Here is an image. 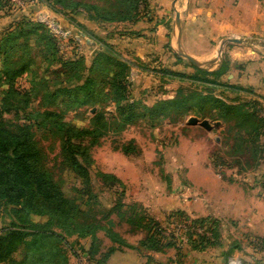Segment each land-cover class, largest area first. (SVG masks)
<instances>
[{"label":"rangeland","instance_id":"rangeland-1","mask_svg":"<svg viewBox=\"0 0 264 264\" xmlns=\"http://www.w3.org/2000/svg\"><path fill=\"white\" fill-rule=\"evenodd\" d=\"M73 1L97 6L104 13L114 14L120 9V0ZM148 1L138 0V22L160 19ZM178 1L173 2L174 12ZM250 2L264 3V0ZM28 22L41 23L45 27L53 38L56 58L51 62L44 61L40 55L45 54V50L36 43L37 37L32 35L29 38L32 55L40 64L38 77L33 83V71L27 72L15 82V88L21 92L32 90L27 111H64L65 106L46 103L44 86L48 85L49 90L57 84L81 88L86 78L95 77L88 69L99 52L113 53L124 65L121 85L125 99L119 103L120 109L110 98L102 97L96 102L97 98L92 103L72 106L62 116V120L73 128L93 132L84 140L75 141L87 150L85 157H77L87 169L86 182L61 165L60 135L33 128L44 166L76 206L77 222L80 225L99 224L106 230L96 232L100 243L97 256L113 246L136 256L147 254L144 255L147 261L162 264H264V204L257 201L264 200V187H261L264 174L253 173L264 159V136L258 137L255 143L238 147L240 128L242 125L249 128L247 124L253 123L243 119L241 110H231L225 119L218 117L217 108L206 103L204 110L211 107L212 113L203 117L193 99H187L195 94L212 96L228 106H242L252 113L253 110L245 104L252 102L248 100L246 90L232 85L230 79L224 78L225 75L219 79L209 75L196 76L193 65L177 54L175 45L176 53L173 55L167 56V47L162 46L161 50L152 51L143 59L136 56L137 49L148 51L140 36L144 29L135 31L129 27L135 23H98L88 19V12L82 8L63 10L54 1L0 0V39ZM183 43L186 49L197 48L193 42ZM232 46L235 44H227V47ZM217 49L208 60H199L203 63L200 69L210 72L227 60L223 51L218 57ZM59 61H79L85 67L77 73L80 79L75 80L74 75L58 78L54 71L61 65ZM118 69L113 70L118 72ZM41 76H44V81ZM110 78L112 74L106 80ZM103 92H109L107 86ZM181 97L189 103L187 110L163 104ZM79 99L83 102L82 95ZM260 106L258 103V118L262 117ZM121 111L131 113L128 122L123 119ZM99 115L105 122V128L101 130L94 122L95 116ZM24 116L20 111L7 113L4 118L20 124L26 121ZM190 117L206 119L212 128L207 131L198 125L188 126ZM215 122H220V125L215 127ZM241 135L244 138L245 132L242 131ZM256 148L258 156L254 152ZM253 178L263 184L255 187ZM249 181L253 184L248 185ZM200 219L215 223L219 244L209 243L213 241V234L208 224H194ZM8 222V218L0 214V228ZM148 230L156 233L154 238L159 241L158 245L165 247L162 252L150 251L142 245ZM108 231L124 243L113 241L106 234ZM91 240L67 236V245L63 249L66 253L70 248L88 249ZM203 240L204 249L192 248L194 243L199 244ZM69 253L70 264L72 257Z\"/></svg>","mask_w":264,"mask_h":264},{"label":"trees","instance_id":"trees-1","mask_svg":"<svg viewBox=\"0 0 264 264\" xmlns=\"http://www.w3.org/2000/svg\"><path fill=\"white\" fill-rule=\"evenodd\" d=\"M54 1L59 8L72 9L76 11L78 7L88 12V19L98 23L105 22H123L134 24L140 19L137 10L138 0H120L118 2L120 9L114 14L100 10L97 6L75 2L73 0H47ZM89 12L93 13L90 14ZM36 36V43L42 45L45 54L41 58L44 61L51 62L56 57L55 44L53 38L47 34L45 27L41 23L28 22L25 26H17L10 32L6 33L0 39V214H4L9 222L0 228V264H69V254L75 255V249L65 248L66 237H77L80 239L91 238L90 248H81L89 254L95 264H105L112 253L117 248L111 246L107 252L99 253L100 243L96 238L98 230L106 231L99 224L80 225L77 222V209L73 201L65 196L61 187L54 181L50 173L44 166L43 156L38 149L34 140L33 128H41L49 133L60 135L61 147L60 157L63 168L74 173L75 177L80 178L84 182L88 179L87 169L79 162L78 156L85 157L87 150L76 143L78 139L84 140L93 132L86 129H76L62 120L64 112L74 106H80L82 103H92L98 101L99 98H110L118 105L125 98L124 88L121 85V79L124 78V65L117 61L113 53L102 51L93 58L88 72L95 77H88L84 81V85L75 88H66L60 84L54 86L53 90H49V86L45 85L43 93L46 96V103L56 106H65L64 111H27L31 105L32 90L19 91L15 88L16 79L27 72L33 71L34 80L38 77V60L32 55L33 48L28 44L29 38ZM48 56V57H47ZM59 68L54 71L65 78L74 75V79H80L77 73L85 69L79 61H59ZM195 75L212 76L219 79L226 75L229 63L222 61L219 67L213 71H207L192 66ZM119 68L118 72L113 69ZM72 73V74H71ZM112 74L110 80L106 77ZM41 75H45L42 73ZM195 76V77H196ZM44 81V76H41ZM211 82V81H210ZM209 83V82H208ZM218 85L217 82H211ZM104 86H107L109 92H103ZM83 96V102H80V96ZM174 101L166 102L167 106L172 108L188 109L189 103L181 97ZM188 100L193 99L197 111L203 112V117L210 116L211 107L218 109V117L227 118L231 110H241V116L246 122H253L245 128L242 125L237 133L242 144H252L257 142L264 130V119L258 118V103L256 101L245 103L247 107L253 110L248 113L244 107L228 106L217 98L212 96H200L198 94L190 95ZM192 103V102H191ZM209 103L211 107L204 110V104ZM163 108L160 111L166 109ZM162 108V107H160ZM155 112L158 113V109ZM22 111L25 114V122L16 123L9 122L4 115L10 112L14 114ZM63 112V113H62ZM161 113V112H160ZM127 122L131 117V113H120ZM217 119V118H216ZM248 120V121H247ZM95 125L98 129L105 128L104 117L102 115L95 116ZM245 132L243 138L241 132ZM254 150L251 149V152ZM258 156L257 148L254 151ZM255 156V155H254ZM254 156L252 159H254ZM246 157V155H244ZM261 159V157H260ZM183 215V213H180ZM32 217L43 218V222L32 221ZM194 224H208L213 234V241L209 243L219 244V235L215 229V223L211 224L208 219L195 220ZM113 241L124 243L116 234L106 233ZM156 234V233H155ZM153 232L148 230L147 239L142 242L145 249L156 253L162 252L165 248L158 245V240L154 238ZM147 243V244H146ZM193 243V242H192ZM205 240L199 244H193V249H204ZM126 245V244H124Z\"/></svg>","mask_w":264,"mask_h":264},{"label":"crops","instance_id":"crops-1","mask_svg":"<svg viewBox=\"0 0 264 264\" xmlns=\"http://www.w3.org/2000/svg\"><path fill=\"white\" fill-rule=\"evenodd\" d=\"M174 0H150L148 5L153 13L158 14V21L149 19L148 23L137 22L129 25L132 30H141V40L147 45L145 49H137L136 56L142 59L148 53H154L166 46L167 56L175 54L178 31L174 23ZM180 15L179 43L181 49L198 60H208L213 56L222 39L256 38L264 40V3L250 0H179L175 5ZM155 11V12H154ZM157 20V19H156ZM193 42L195 50L186 49L183 42ZM189 46L188 44H185ZM160 53V52H159ZM158 53V54H159ZM164 55L165 52H162ZM227 56L229 68L224 76L232 85L240 87L248 95V100L256 101L264 107V48L235 45L223 48ZM162 55V54H161ZM264 130L262 131V133ZM264 136L261 134V137ZM254 175L264 174V159L260 161ZM256 186L263 184L255 180ZM248 185L253 182H247ZM261 187H264L262 185ZM259 189V188H258ZM262 190V188H260ZM256 200V199H255ZM259 204L264 200L257 199ZM32 221L43 222L40 217H32ZM147 254L137 256L127 250H116L105 264H162L147 261ZM149 255V254H148Z\"/></svg>","mask_w":264,"mask_h":264},{"label":"water","instance_id":"water-1","mask_svg":"<svg viewBox=\"0 0 264 264\" xmlns=\"http://www.w3.org/2000/svg\"><path fill=\"white\" fill-rule=\"evenodd\" d=\"M174 23L176 25L177 31H178V37H177V54L179 56H181L182 58H184L185 60H187L190 64H192L194 67L196 68H202L203 63L200 62L199 60H197L196 58L190 56L189 54H187L186 52H184L181 47H180V43H179V35H180V15L177 11H175V18H174ZM227 44H235V45H243L246 47H256V48H264V40L261 39H256V38H224L221 40V42L218 45V49H217V55L220 58L223 48L227 45ZM218 58V59H219ZM187 125L188 126H195L198 125L201 128H203L204 130L210 131V129L212 128V125L210 124V122L206 119L204 120H199L196 117H190L187 120ZM215 127L220 125V122H215L213 124Z\"/></svg>","mask_w":264,"mask_h":264},{"label":"built area","instance_id":"built-area-1","mask_svg":"<svg viewBox=\"0 0 264 264\" xmlns=\"http://www.w3.org/2000/svg\"><path fill=\"white\" fill-rule=\"evenodd\" d=\"M261 116L264 119V107H261ZM74 252L75 255L71 256L72 259L70 261V264H94V261L91 259L87 252L82 250H76Z\"/></svg>","mask_w":264,"mask_h":264}]
</instances>
